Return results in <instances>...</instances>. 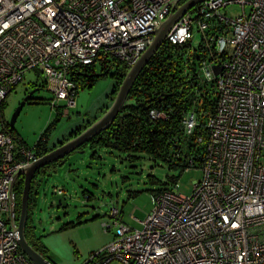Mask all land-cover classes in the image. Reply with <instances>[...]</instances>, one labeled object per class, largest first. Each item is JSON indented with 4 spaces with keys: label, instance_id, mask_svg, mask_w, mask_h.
I'll use <instances>...</instances> for the list:
<instances>
[{
    "label": "built area",
    "instance_id": "obj_1",
    "mask_svg": "<svg viewBox=\"0 0 264 264\" xmlns=\"http://www.w3.org/2000/svg\"><path fill=\"white\" fill-rule=\"evenodd\" d=\"M174 1L0 0V264H33L9 226L10 188L13 176L39 158L8 131L6 97L35 70L52 94L51 107L67 115L80 88L75 73L134 66ZM232 6L240 8L236 17L220 13ZM191 9L194 16L188 10L164 41L191 45L195 24L202 81L216 91L204 116L206 136L197 139L204 142L200 180L188 196L154 192L141 229L112 209L113 239L86 264H264V0H205ZM149 116L167 118L152 109ZM181 126L192 134L197 115L188 112Z\"/></svg>",
    "mask_w": 264,
    "mask_h": 264
},
{
    "label": "rangeland",
    "instance_id": "obj_2",
    "mask_svg": "<svg viewBox=\"0 0 264 264\" xmlns=\"http://www.w3.org/2000/svg\"><path fill=\"white\" fill-rule=\"evenodd\" d=\"M190 12L194 16L193 9ZM220 13L236 17L241 11L232 6ZM192 30L191 49L200 54V37L195 24ZM99 72L96 67L95 73ZM113 72L111 69L93 84L78 80L81 87L75 96V107L63 116H58L51 107L52 94L45 88L43 76L35 70L27 72L2 107L3 120L9 126L17 107L31 93L11 129L15 143L31 149L44 130L54 124L48 145H56L84 122L99 118L101 110L110 106L108 97L113 86ZM199 75L205 80L204 70L199 69ZM211 85L209 82L210 89ZM63 159L47 174L38 177L28 221L31 247L49 264H86L113 239L112 209L122 211L125 225L141 229L139 222L151 211L154 192L169 189L188 196L193 183L201 176L200 171L194 169L183 173L178 169L169 170L164 162L145 153L130 157L98 149L95 154L87 148ZM177 176L175 182L171 181V177ZM57 190L62 194L57 195ZM105 226H109L108 232ZM110 264L122 263L113 261Z\"/></svg>",
    "mask_w": 264,
    "mask_h": 264
},
{
    "label": "trees",
    "instance_id": "obj_3",
    "mask_svg": "<svg viewBox=\"0 0 264 264\" xmlns=\"http://www.w3.org/2000/svg\"><path fill=\"white\" fill-rule=\"evenodd\" d=\"M184 2H180L179 5ZM200 62L201 55L191 49L190 44L172 47L164 41L138 75L114 121L76 151L82 152L88 148L96 154L98 149H106L127 154L130 157L145 153L152 159L164 162L169 170L178 169L182 173L189 169L199 170L204 142H197V139L206 136L204 116L208 111L213 110L216 102L213 82L210 89L209 83L203 82L200 78ZM99 70L97 74L94 67L81 69L75 73L74 80L93 84L97 78L109 74L111 69L100 67ZM128 70L125 66L114 67V72L111 74L113 86L108 97L109 104L114 100ZM108 107V105L105 106L100 114H103ZM150 109L164 113L167 118L152 119L149 116ZM188 112H194L197 115V126L190 135H187L181 126V121ZM95 120L96 118L90 122H84L82 126L71 131L66 138L50 146L48 136L54 129L52 124L44 130L33 146L38 157L78 135ZM7 128L12 134L9 126ZM63 160L39 169L31 181L25 224V238L30 246L32 245L29 240L28 221L35 194L33 187L37 184L39 176L47 174L49 169H53ZM177 178L178 176L170 179L175 182ZM23 183L24 178L21 176L13 188L16 221L20 214Z\"/></svg>",
    "mask_w": 264,
    "mask_h": 264
},
{
    "label": "water",
    "instance_id": "obj_4",
    "mask_svg": "<svg viewBox=\"0 0 264 264\" xmlns=\"http://www.w3.org/2000/svg\"><path fill=\"white\" fill-rule=\"evenodd\" d=\"M183 0H175L171 4V13L168 15L167 18L164 20L159 21L158 27L154 31V38L151 44L147 47V49L143 52L140 59L137 63L129 68L127 71L124 79L122 80L116 96L108 109L99 117L97 118L90 126L84 129L78 135L72 137L71 139L67 140L66 142L58 145L48 153L44 154L43 156L39 157L36 161L31 163L29 166L19 170L14 176L13 181L10 188V195L13 194V187L14 182L19 176H23L24 183H23V190L21 196V206H20V214L19 218L16 221L14 216V208L11 209L12 217L9 220V226L13 231H17L18 233V244L21 251L28 257V259L33 264H49L47 263L38 253H36L32 247L28 244L25 238V224L27 220V208H28V197L29 191L31 187V181L36 174V172L58 160L63 159L65 156L69 155L70 153L76 151L82 145L86 144L89 140L93 137L98 135L100 132L105 130L109 125L114 121L116 116L119 114L124 102L127 99L128 93L130 92L135 80L137 79L138 75L142 71V69L147 65L149 60L152 56L156 53V51L160 48L163 44L165 37L170 30V28L177 22V20L184 15L188 10L200 4L205 0H185L184 3L181 5L180 2ZM220 71L219 67H213L214 75H218ZM31 93L27 95L19 104L17 109L15 110L10 122H9V130L13 128L15 120L19 115L22 107L30 98Z\"/></svg>",
    "mask_w": 264,
    "mask_h": 264
},
{
    "label": "flooded vegetation",
    "instance_id": "obj_5",
    "mask_svg": "<svg viewBox=\"0 0 264 264\" xmlns=\"http://www.w3.org/2000/svg\"><path fill=\"white\" fill-rule=\"evenodd\" d=\"M183 1H185V0H183ZM181 2H182V1H181ZM20 177H21V176H19V177L15 180L14 185H15L16 181L20 179ZM22 177H23V176H22ZM13 188H14V187H13ZM24 231H26V229H24ZM24 233H25V232H24Z\"/></svg>",
    "mask_w": 264,
    "mask_h": 264
}]
</instances>
